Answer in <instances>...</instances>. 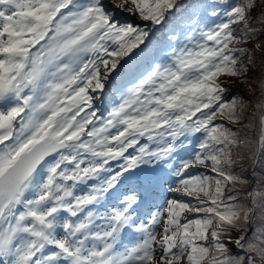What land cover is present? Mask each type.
<instances>
[{"label": "snow or ice", "instance_id": "snow-or-ice-1", "mask_svg": "<svg viewBox=\"0 0 264 264\" xmlns=\"http://www.w3.org/2000/svg\"><path fill=\"white\" fill-rule=\"evenodd\" d=\"M0 264H264V0H0Z\"/></svg>", "mask_w": 264, "mask_h": 264}, {"label": "trees", "instance_id": "trees-1", "mask_svg": "<svg viewBox=\"0 0 264 264\" xmlns=\"http://www.w3.org/2000/svg\"><path fill=\"white\" fill-rule=\"evenodd\" d=\"M188 2H198V0H188Z\"/></svg>", "mask_w": 264, "mask_h": 264}]
</instances>
